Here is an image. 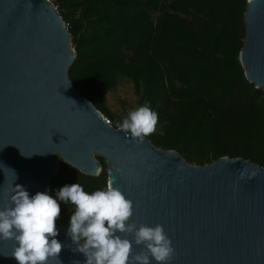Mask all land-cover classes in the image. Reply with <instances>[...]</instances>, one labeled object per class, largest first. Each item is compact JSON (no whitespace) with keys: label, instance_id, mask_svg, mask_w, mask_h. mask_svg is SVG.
Segmentation results:
<instances>
[{"label":"water","instance_id":"1","mask_svg":"<svg viewBox=\"0 0 264 264\" xmlns=\"http://www.w3.org/2000/svg\"><path fill=\"white\" fill-rule=\"evenodd\" d=\"M254 4L245 0L237 58L264 93V0ZM73 59L64 21L48 1L0 0V209L16 185L30 196L48 192L59 161L97 175L100 156L110 165L106 185L133 202L137 226L163 225L176 250L169 264H264V167L228 155L190 163L107 126L69 79ZM56 227L63 248L51 264H85L68 229ZM16 246L0 240V264H18ZM143 247L133 240L134 253Z\"/></svg>","mask_w":264,"mask_h":264},{"label":"trees","instance_id":"2","mask_svg":"<svg viewBox=\"0 0 264 264\" xmlns=\"http://www.w3.org/2000/svg\"><path fill=\"white\" fill-rule=\"evenodd\" d=\"M74 49L68 77L75 89L117 127L103 104L117 79L131 81L137 105L158 114L147 136L194 164L222 155L264 167V93L244 78L237 55L245 34V0H56ZM62 9V11H61ZM97 175L58 162L48 193L79 183L106 187L110 165ZM56 221L68 229L75 205L59 201Z\"/></svg>","mask_w":264,"mask_h":264},{"label":"clouds","instance_id":"3","mask_svg":"<svg viewBox=\"0 0 264 264\" xmlns=\"http://www.w3.org/2000/svg\"><path fill=\"white\" fill-rule=\"evenodd\" d=\"M248 4L255 7L254 0ZM157 122L158 114L144 104L131 111L118 127L142 143L155 132ZM56 195L58 199L48 192L30 196L23 186L16 185L9 203L0 209V240L16 242L11 256L18 264L59 261L63 245L56 239V221L61 214L58 200L75 205L68 234L76 250L86 256L85 264H151L152 260L169 264L176 255L163 225L137 226L132 220L133 202L111 181L92 193L79 183L65 185ZM133 240L135 245L144 246L139 252L134 253Z\"/></svg>","mask_w":264,"mask_h":264},{"label":"rangeland","instance_id":"4","mask_svg":"<svg viewBox=\"0 0 264 264\" xmlns=\"http://www.w3.org/2000/svg\"><path fill=\"white\" fill-rule=\"evenodd\" d=\"M103 104L122 123L131 111L138 108L137 96L133 92L131 81L124 77L118 78L112 89L104 91Z\"/></svg>","mask_w":264,"mask_h":264},{"label":"built area","instance_id":"5","mask_svg":"<svg viewBox=\"0 0 264 264\" xmlns=\"http://www.w3.org/2000/svg\"><path fill=\"white\" fill-rule=\"evenodd\" d=\"M46 1H48L52 5V8L58 13V6H57V3H56V0H46ZM64 25L67 26V23L64 22ZM103 122L107 126H111L110 119L107 116H103Z\"/></svg>","mask_w":264,"mask_h":264},{"label":"bare ground","instance_id":"6","mask_svg":"<svg viewBox=\"0 0 264 264\" xmlns=\"http://www.w3.org/2000/svg\"><path fill=\"white\" fill-rule=\"evenodd\" d=\"M82 170H84L83 168H81Z\"/></svg>","mask_w":264,"mask_h":264}]
</instances>
